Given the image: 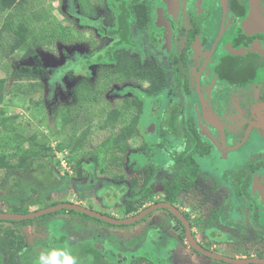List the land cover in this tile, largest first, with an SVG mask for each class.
I'll use <instances>...</instances> for the list:
<instances>
[{
  "label": "rangeland",
  "instance_id": "obj_1",
  "mask_svg": "<svg viewBox=\"0 0 264 264\" xmlns=\"http://www.w3.org/2000/svg\"><path fill=\"white\" fill-rule=\"evenodd\" d=\"M111 1L117 0H82L80 12L76 0H19L15 15L6 20V24L9 12L0 14V113L4 111L8 116L16 118L15 128L23 138L36 131L42 133L51 149L55 171L68 179L63 191L49 195L48 203H72L116 219H126L136 214H126L125 208L128 205L138 213L154 203L162 202V187L157 181L170 171L171 160L168 151L151 149L157 137H151L150 133L153 134L156 130L160 109L138 94L148 82L125 80L121 75H113L106 63L95 62L97 55L114 41V38L103 35L98 30L99 27H112L105 18V13L110 11ZM3 24L11 31L18 25L28 29V44L34 51L32 58L22 59V52L11 48L14 37L12 32L2 30ZM131 39L139 46L146 60L145 31L134 30ZM122 50L132 56H142L128 48ZM26 68H30L29 72L33 76L23 74ZM80 76L88 80L90 103H79L73 96L72 88ZM124 99L138 101L142 109L138 120L139 133L128 142L124 165L120 168L110 167L101 159H94L92 169L88 168V162L111 134V128L105 125L106 114L121 106ZM184 105L188 110L192 108L189 99H184ZM65 114L69 120L63 126L61 121ZM151 121L153 122L150 123ZM124 123L125 119L121 118L113 132ZM222 123L226 129L236 127V123L231 120ZM60 143L64 144V150L61 153L53 152L52 147ZM24 148L25 146L19 152ZM13 150L8 149L5 153ZM2 151L0 147V152ZM150 157L158 165V169L148 184L153 187L154 192L145 196L143 189L139 187L141 181L138 180L136 186L131 184V179L143 177V168ZM226 157L227 154H224L223 159ZM61 160L66 162V166L61 165ZM198 161V199L180 194L174 204L182 214H186L195 240L204 249L229 258H257L260 252L264 257V232L261 227L255 228L249 224V206L245 207L233 199L231 214L226 212L224 219L218 223L217 230L204 225V217L221 203L224 197L222 193L233 198L234 189L226 177H223L225 174L221 173L220 164L217 165L218 171L210 172L208 162ZM2 175L3 172L0 171V177ZM85 183L90 184L88 189H85ZM107 189L114 192L125 189L113 207H105L101 203L99 195ZM43 208H46L44 202L39 201L35 206H30L28 211L35 212ZM0 210L9 213L11 208L0 204ZM167 216L165 209H158L132 225L114 228L92 222L89 224L96 226V239L103 242L104 247H113L114 251L123 252L126 249L118 241L113 243L115 240L112 238L121 237L128 239V242H136L143 230H151L155 226L158 227V241L151 242L145 238L139 243L140 248L166 259L168 264H220L195 255L186 243L184 229L176 223L168 226L164 221ZM68 218L69 215L64 212L48 217L47 222L41 224L42 230L47 231L50 224L54 235H59L68 229ZM89 220L102 223L98 219ZM162 222L164 225H161ZM260 223L264 224V215L261 216ZM2 226L12 229L16 236L22 235L29 243L34 242L39 235L37 225L26 228L10 224ZM205 230L208 233L214 230L215 236H219L221 231L226 235V240L215 242L205 235ZM57 249L64 257L69 252L67 246ZM106 256L111 261L115 259L113 251H108ZM129 264L148 263L136 259Z\"/></svg>",
  "mask_w": 264,
  "mask_h": 264
},
{
  "label": "trees",
  "instance_id": "obj_2",
  "mask_svg": "<svg viewBox=\"0 0 264 264\" xmlns=\"http://www.w3.org/2000/svg\"><path fill=\"white\" fill-rule=\"evenodd\" d=\"M76 1L81 12L80 2L82 0ZM18 3L19 0H0V14L9 12L5 24L6 20L15 15L14 11ZM105 15L107 23L112 27L110 29L99 27L98 30L103 35L114 38V41L101 54L97 55L95 62L106 63L111 68L113 75H121L128 81L150 80V83L138 94L143 99L153 102L160 109L158 125L155 132L150 133V136L157 137L151 149L155 151L166 150L170 153V171L163 174L157 181L162 187V201L174 205L180 194H185L191 199H198L199 183L197 178L200 166L195 157L207 159L211 151L207 147L208 141L198 132L191 110L186 112L182 106V96L188 95V93H177L172 88L171 92L165 91L169 83L168 74L162 73L159 69L155 70L153 66L148 64L147 60L143 58L139 46L131 39L134 30L145 31L148 19L147 7L142 0L111 1L110 11H107ZM6 27L3 24L2 30L12 32L14 37L11 48L22 52V59L32 58L34 51L28 44V29L18 25L11 31ZM122 48L137 51L142 56L129 55ZM29 71L30 68H26L23 74L31 76ZM72 90L77 102H91L88 97L89 83L85 77L80 76ZM158 100L162 101L161 105H159ZM141 113L142 109L138 101L124 99L121 106L111 109L106 114L105 125L107 128H111V134L95 152L91 161L88 162V168L92 169L94 159H101L110 167L120 168L124 165L128 142L139 133L138 120ZM121 118L125 119V123L113 132ZM15 120V117L8 116L4 111L0 113V147L3 150L0 152V171L3 172V177H0V204L10 207L9 213L24 215L29 213L28 208L30 206H35L39 201L44 202L46 208L60 204L48 203L49 195L63 191L69 181L55 171L52 165L53 156L50 155L51 149L43 134L36 131L29 137L23 138L17 133ZM68 120L67 114L63 115L61 124L67 125ZM23 146L25 148L19 152ZM12 148L14 149L12 152L5 153L6 150ZM64 148V144L60 143L55 147V151L61 153ZM152 157L149 158L148 163L143 168V177L131 179V184L136 186L138 180L141 181L139 187L143 189L145 196L154 192L153 187L148 186L153 174L158 169V165L152 161ZM89 186L90 184L85 183V189H88ZM123 192L125 189H121L120 192L107 189L99 195L101 203L105 207H113L118 202L120 193ZM233 194L234 196L231 198L222 193L224 197L221 203L204 217V225L212 226L214 230H217L218 223L224 219L226 212L231 214L234 199L245 207L249 206L247 212L249 224L255 228L261 227L264 232V224L260 223L261 216L264 215V202L260 201L258 204L249 205L248 198L251 196V190L241 183L235 184ZM0 212L2 211L0 210ZM59 212L69 215L68 229L59 235H54L52 227L48 224V230L43 231L41 224L46 223L48 217L57 215ZM125 212L126 214H137V210L130 205L125 208ZM183 215L188 220L186 214ZM89 219L97 220L75 211L62 210L26 221L0 220V264H68L69 260L72 264H129L136 259H142L148 264H168L166 259L139 246V243L143 242L145 238L151 242H157L159 239L158 227L154 226L151 230H143L136 242H128V239L121 237L112 238L115 240L113 243L118 241L125 247L126 250L122 252L120 250L114 251L113 247L110 246L104 247L103 242L97 240L94 234V227H96L94 224H102L108 227L116 225L102 221V223H95ZM164 221L168 226L176 223L184 229L181 223L169 212ZM89 222L94 223L93 226ZM2 224H10L20 228L37 225L39 235L34 242L29 243L24 240L22 235L16 236L12 229L3 227ZM161 225H164L163 222ZM214 230L210 233L205 230V235L215 242L226 240V235L223 232L219 231V236H215ZM60 246L69 247L66 257L59 253L57 248ZM191 250L195 255H200L193 249ZM108 251L115 253L114 261L109 260L106 256ZM257 258L264 259L261 252Z\"/></svg>",
  "mask_w": 264,
  "mask_h": 264
},
{
  "label": "flooded vegetation",
  "instance_id": "obj_3",
  "mask_svg": "<svg viewBox=\"0 0 264 264\" xmlns=\"http://www.w3.org/2000/svg\"><path fill=\"white\" fill-rule=\"evenodd\" d=\"M142 1L147 63L168 74L165 91L188 93L182 106L208 141L198 164H220L233 189L251 190L249 205L264 202V0Z\"/></svg>",
  "mask_w": 264,
  "mask_h": 264
},
{
  "label": "water",
  "instance_id": "obj_4",
  "mask_svg": "<svg viewBox=\"0 0 264 264\" xmlns=\"http://www.w3.org/2000/svg\"><path fill=\"white\" fill-rule=\"evenodd\" d=\"M204 117L206 116L205 111L203 112ZM152 128V126H151ZM158 209H165L167 210L172 216H174L183 226L184 228V235L186 239V243L193 249L195 252L198 254L211 259L216 262H223L225 264H264V259L260 258H247V259H237V258H229L225 257L223 255L217 254L212 251H208L204 249L193 237L190 223L189 221L184 217V215L173 205L166 203V202H160V203H155L149 207L144 208L134 216L126 219H116L113 218L109 215L103 214L96 212L92 209L85 208L76 204L72 203H60L52 207H47L40 209L35 212H29L27 214H13V213H5V212H0V220H5V221H26V220H32L35 218H39L42 216H46L49 214H53L58 211L62 210H71L75 211L77 213H81L84 215H87L89 217L98 219L102 222L111 224V225H116V226H127V225H132L140 220H142L144 217L149 215L150 213L158 210Z\"/></svg>",
  "mask_w": 264,
  "mask_h": 264
},
{
  "label": "built area",
  "instance_id": "obj_5",
  "mask_svg": "<svg viewBox=\"0 0 264 264\" xmlns=\"http://www.w3.org/2000/svg\"><path fill=\"white\" fill-rule=\"evenodd\" d=\"M52 149H53V152H55V153H56V151H55V147H54V148L52 147ZM61 161H62V162H61V165H62V166H64V165H65V166H66V162H65L64 160H61Z\"/></svg>",
  "mask_w": 264,
  "mask_h": 264
},
{
  "label": "clouds",
  "instance_id": "obj_6",
  "mask_svg": "<svg viewBox=\"0 0 264 264\" xmlns=\"http://www.w3.org/2000/svg\"><path fill=\"white\" fill-rule=\"evenodd\" d=\"M68 264H72L71 260L68 261Z\"/></svg>",
  "mask_w": 264,
  "mask_h": 264
},
{
  "label": "crops",
  "instance_id": "obj_7",
  "mask_svg": "<svg viewBox=\"0 0 264 264\" xmlns=\"http://www.w3.org/2000/svg\"><path fill=\"white\" fill-rule=\"evenodd\" d=\"M103 211V210H102Z\"/></svg>",
  "mask_w": 264,
  "mask_h": 264
}]
</instances>
